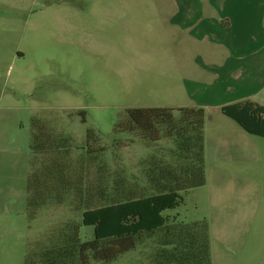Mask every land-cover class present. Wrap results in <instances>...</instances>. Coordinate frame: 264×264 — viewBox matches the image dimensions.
<instances>
[{
  "label": "rangeland",
  "instance_id": "374dc122",
  "mask_svg": "<svg viewBox=\"0 0 264 264\" xmlns=\"http://www.w3.org/2000/svg\"><path fill=\"white\" fill-rule=\"evenodd\" d=\"M169 3L0 0V135L18 137L22 148L26 133L31 140L32 118L42 117L69 139L71 157L83 171V196L91 197L92 204L110 203L118 179L125 180V191L146 187L143 193L151 194V164L160 158L173 161L168 139L154 142L115 128L130 107L172 103L167 101L168 65H177V58L168 39L173 31L165 17ZM211 127L208 122L209 132ZM89 129L94 135L87 146ZM259 159L264 161V153ZM249 176L253 189L246 192L240 185V191L255 200L254 225L240 237L214 227L213 264H225L222 256L227 253L232 264H264V167ZM198 193L184 194V203L168 216L198 219ZM77 202L71 193L60 203L52 197L33 221L26 212L9 216L11 225H0V264H24L27 241L56 223L79 218ZM82 237L93 239L94 227L83 226ZM238 238L257 246L234 247ZM156 241L151 237L114 261L91 264H150Z\"/></svg>",
  "mask_w": 264,
  "mask_h": 264
},
{
  "label": "trees",
  "instance_id": "16d2710c",
  "mask_svg": "<svg viewBox=\"0 0 264 264\" xmlns=\"http://www.w3.org/2000/svg\"><path fill=\"white\" fill-rule=\"evenodd\" d=\"M222 111L248 132L264 137V107L246 102ZM205 116V110L196 107L128 108L115 128L154 142L168 139L173 161L160 158L151 164V194L143 193L146 187L125 191V180L118 179L117 193L103 205L83 196V171L71 157L69 139L42 117H33L28 219L35 220L52 197L60 203L71 193L77 197L80 216L56 223L40 238L27 241L24 264L111 262L151 237L157 238V247L148 256L150 264H212L209 221L188 222L167 214L184 203V194L206 184ZM93 135L89 129L87 146ZM83 226L94 227L93 239H83Z\"/></svg>",
  "mask_w": 264,
  "mask_h": 264
},
{
  "label": "crops",
  "instance_id": "0c3cea01",
  "mask_svg": "<svg viewBox=\"0 0 264 264\" xmlns=\"http://www.w3.org/2000/svg\"><path fill=\"white\" fill-rule=\"evenodd\" d=\"M169 2L165 17L173 31L168 39L177 58V65H168L171 100L167 101L172 103L148 107L205 110L206 184L190 190L199 192L195 206L202 208V215L192 221L206 218L211 237L214 227L240 237L250 231L256 217L255 200L251 194H242L240 185L246 192L253 189L255 181L249 175L264 167L259 159L264 137L248 132L222 109L246 102L264 107V0ZM157 5L163 7L162 2ZM208 122L213 126L210 132ZM30 142L29 133L22 148L18 137L0 135L1 226L11 225V215H25ZM236 240L234 247L257 246ZM222 260L232 264L234 259L227 253Z\"/></svg>",
  "mask_w": 264,
  "mask_h": 264
}]
</instances>
